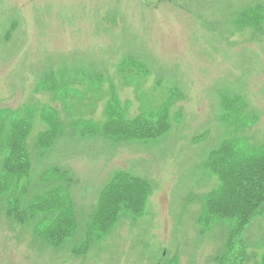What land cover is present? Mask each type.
Listing matches in <instances>:
<instances>
[{
  "label": "rangeland",
  "instance_id": "rangeland-1",
  "mask_svg": "<svg viewBox=\"0 0 264 264\" xmlns=\"http://www.w3.org/2000/svg\"><path fill=\"white\" fill-rule=\"evenodd\" d=\"M111 97L127 119L168 110V131L144 141L106 136ZM235 97L245 108L228 116ZM0 108L10 109L0 178L11 123L25 112L35 120L25 142L30 187L0 190V264H260L264 215L228 239L233 223L206 214L219 178L204 163L228 139L264 145V0H0ZM43 114L64 128L50 148L40 147ZM53 166L74 178L67 193L77 220L58 247L35 236L58 214L16 224L5 206L18 195L26 209L58 187ZM123 170L152 185L146 211L95 235L88 224L100 193ZM86 238L90 248L77 256Z\"/></svg>",
  "mask_w": 264,
  "mask_h": 264
},
{
  "label": "trees",
  "instance_id": "trees-1",
  "mask_svg": "<svg viewBox=\"0 0 264 264\" xmlns=\"http://www.w3.org/2000/svg\"><path fill=\"white\" fill-rule=\"evenodd\" d=\"M242 108L243 103L237 99L229 100L226 104L228 112L232 109L240 111ZM114 114V111H108L111 121L104 128V132L114 138L150 139L161 136L169 129L166 112L160 113V119L156 122L144 116L128 121L117 115V119ZM11 125L13 127L7 141L8 153L2 163L5 176L0 178V190L5 189V192L10 187L11 191L30 187L27 186V179H23L31 169L25 147L29 124L14 120ZM57 133L58 131L52 128L44 137L41 136L40 139L44 142H40V146L51 145ZM205 167L220 181L219 187L208 196L206 214L211 218L231 220V233L234 236L245 230L257 215L264 212V145L260 149H253L242 146L237 139L226 140L210 153ZM55 175L64 177L59 171ZM66 182L34 199L26 209L21 206L18 195H15L14 201L8 203V215L16 222L24 223L41 221L46 216L58 214L55 220L47 225L38 226L40 222L35 231L53 244H61L71 236L76 224L73 206L67 195L70 184ZM151 193L152 185L145 179L125 171L116 172L100 194L93 219L94 230L100 235L106 234L122 212H128L135 217L142 216ZM87 249L88 246L80 248L81 251ZM221 258L218 259L219 262ZM260 264H264V251Z\"/></svg>",
  "mask_w": 264,
  "mask_h": 264
}]
</instances>
